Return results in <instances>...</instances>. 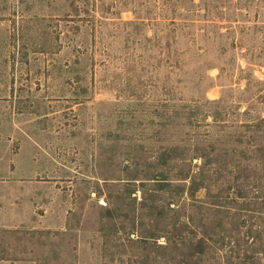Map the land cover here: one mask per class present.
Listing matches in <instances>:
<instances>
[{
    "label": "rangeland",
    "instance_id": "374dc122",
    "mask_svg": "<svg viewBox=\"0 0 264 264\" xmlns=\"http://www.w3.org/2000/svg\"><path fill=\"white\" fill-rule=\"evenodd\" d=\"M0 264H264V0H0Z\"/></svg>",
    "mask_w": 264,
    "mask_h": 264
}]
</instances>
